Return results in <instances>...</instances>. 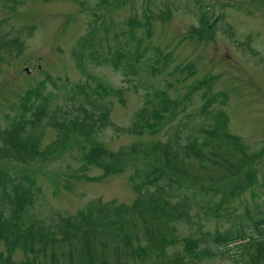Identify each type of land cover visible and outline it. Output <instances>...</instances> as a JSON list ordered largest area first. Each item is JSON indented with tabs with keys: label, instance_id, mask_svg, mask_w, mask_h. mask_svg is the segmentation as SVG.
Segmentation results:
<instances>
[{
	"label": "trees",
	"instance_id": "trees-1",
	"mask_svg": "<svg viewBox=\"0 0 264 264\" xmlns=\"http://www.w3.org/2000/svg\"><path fill=\"white\" fill-rule=\"evenodd\" d=\"M220 19L222 15L208 23L206 9L201 10L200 21L208 31ZM23 30L0 36V53L20 51ZM107 38L100 39L99 46L94 37L85 36L74 58L80 66L86 54L98 65L123 72L143 100L130 122L121 125L112 119L105 99L109 90L100 82L57 84L52 79L54 91L40 81L0 130V158L21 164L45 161L61 148L64 137L90 139L106 128L118 135L144 136L178 110L183 115L167 128L164 140L134 141L117 150L95 145L87 152L88 162L105 173L132 171L136 198L130 204L95 198L76 213L51 211L47 216L38 211L43 193L33 177L0 170V264H18L12 258L17 248L29 264H200L216 256L232 258L233 264H264V207L258 204L238 215L227 204L230 196L251 186V174L240 176L260 159V153L247 152L230 133V116L223 107L211 110L218 96L210 95V84L201 108L189 111L193 91L181 104L170 93L178 78L165 83L152 80L160 70L146 58L144 43L132 37L121 42L123 37L115 34L112 45ZM154 52L168 63L166 53ZM178 66L173 72L194 73L192 66ZM48 127L57 131L58 138L43 146ZM240 216L245 219L239 222ZM211 219L218 223L214 230L205 228ZM179 221L189 224L195 235L185 238L180 248H172L174 224Z\"/></svg>",
	"mask_w": 264,
	"mask_h": 264
},
{
	"label": "rangeland",
	"instance_id": "rangeland-1",
	"mask_svg": "<svg viewBox=\"0 0 264 264\" xmlns=\"http://www.w3.org/2000/svg\"><path fill=\"white\" fill-rule=\"evenodd\" d=\"M204 9L208 23L223 17L212 31L201 24ZM19 28L24 29L21 50L0 53V130L8 126L18 104L40 81L56 91L52 79L57 84L60 80L100 82L109 90L105 99L112 119L128 124L143 103L141 93L125 81L121 70L98 65L86 54H82V65L78 66L73 53L87 35L94 37L99 46L100 39L103 41L107 35L112 45L115 34L123 37L121 42L132 37L144 43L146 58L160 70L152 80L165 83L174 76L178 78L170 93L181 104L188 102L186 97L193 91L187 110L197 112L201 108L206 85H211L210 95L218 96L211 110L223 107L230 116V133L240 139L247 152L261 155L240 176L251 174V186L226 202L238 215L258 204L264 207V0H0V36ZM154 49L167 54V64ZM176 65L192 66L194 73L173 72ZM182 115L178 110L172 119L169 117L144 136L118 135L106 128L90 139L64 137L61 148L49 159L21 164L0 158V170H7L11 176L33 177L43 193L38 211L47 216L51 211L76 213L95 198L130 204L136 198L130 180L132 171L105 173L88 162L87 152L95 145L117 150L134 141L164 140L167 128ZM57 138V131L48 127L43 146ZM244 219L238 218L239 222ZM217 225L211 219L205 228L214 230ZM174 227L176 242L172 248H180L185 238L195 235L184 221ZM1 249L5 250L3 246ZM12 258L18 264H29L19 248ZM232 262V258L216 256L200 264Z\"/></svg>",
	"mask_w": 264,
	"mask_h": 264
}]
</instances>
